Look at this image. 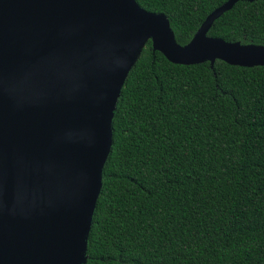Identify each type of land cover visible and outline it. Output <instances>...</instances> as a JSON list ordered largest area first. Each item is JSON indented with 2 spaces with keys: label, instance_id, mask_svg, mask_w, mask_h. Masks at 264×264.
<instances>
[{
  "label": "trees",
  "instance_id": "1",
  "mask_svg": "<svg viewBox=\"0 0 264 264\" xmlns=\"http://www.w3.org/2000/svg\"><path fill=\"white\" fill-rule=\"evenodd\" d=\"M185 45L227 0H136ZM208 36L264 45V0ZM85 264H264V66L168 61L147 41L112 119Z\"/></svg>",
  "mask_w": 264,
  "mask_h": 264
},
{
  "label": "water",
  "instance_id": "2",
  "mask_svg": "<svg viewBox=\"0 0 264 264\" xmlns=\"http://www.w3.org/2000/svg\"><path fill=\"white\" fill-rule=\"evenodd\" d=\"M237 1L180 45L136 0H0V264H85L114 110L147 41L176 64L264 66V45L207 35Z\"/></svg>",
  "mask_w": 264,
  "mask_h": 264
}]
</instances>
